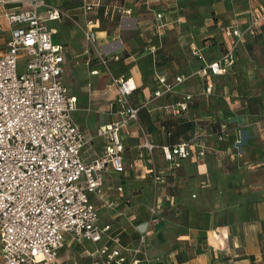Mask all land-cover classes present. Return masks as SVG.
<instances>
[{
    "label": "crops",
    "instance_id": "obj_1",
    "mask_svg": "<svg viewBox=\"0 0 264 264\" xmlns=\"http://www.w3.org/2000/svg\"><path fill=\"white\" fill-rule=\"evenodd\" d=\"M39 1L70 16L47 24L57 30L54 42L65 48L61 79L76 97L74 119L93 138L84 159L91 162L105 149L98 128L119 119L115 79L134 81L132 102L140 107L138 120L120 131L125 170L108 165L103 193L90 197L108 232L97 244L67 234L58 261L94 264L98 248H113L111 238L128 250L146 230L140 264H264V0ZM46 10L41 6L38 13L45 18ZM253 13L261 22L255 36L240 42L235 68L204 79L192 75L232 44L226 28L245 29ZM88 21L96 46L120 56L110 58L107 68L85 39L81 27ZM3 26L8 40L12 28ZM177 75L188 79L175 93H163L159 79ZM206 87L212 91L203 92ZM184 94L195 98L188 112L176 116L171 107ZM146 139L156 145L153 150L143 147ZM179 142L188 143L190 157L174 169L162 147ZM154 167L162 174L157 186ZM153 205L160 222L148 226Z\"/></svg>",
    "mask_w": 264,
    "mask_h": 264
},
{
    "label": "built area",
    "instance_id": "obj_2",
    "mask_svg": "<svg viewBox=\"0 0 264 264\" xmlns=\"http://www.w3.org/2000/svg\"><path fill=\"white\" fill-rule=\"evenodd\" d=\"M20 4L28 5L21 9ZM47 6V17L38 13ZM91 10V6H87ZM69 18L39 0H0V236L2 260L0 264H62L58 254L67 234L79 242L99 243L110 226L100 227L99 212L91 202L92 194L103 193L104 170L108 165L121 173L125 170V145L120 131L130 122L138 120L140 107L133 104L136 84L129 78H117L119 91V119L98 128L97 136L106 138L104 151L88 162L83 152L92 148V137H87L74 119L76 97L61 76L64 70V51L54 42L55 28L48 21ZM261 17L251 14L245 29L226 28L225 34L234 37L232 44L219 59L205 64L192 75L206 78L210 74L221 76L235 68L238 47L247 35L255 36ZM12 28L10 39H5L3 23ZM93 22L81 27L86 41L95 50L100 62L107 68L110 55L97 47ZM2 39V40H1ZM198 54L197 52H195ZM25 59L24 71L19 62ZM99 74V70H91ZM191 77V76H190ZM188 79L177 75L169 81L162 76L163 93H175ZM211 87L203 92L210 93ZM157 92V95H161ZM195 97L184 94L171 112L178 116L188 112ZM228 125L221 126L226 132ZM224 135L219 139L223 140ZM238 140L237 148H241ZM153 150L156 145L147 139L143 145ZM171 168L178 169L181 159L190 157L187 142L162 147ZM154 185L162 180L156 167L152 169ZM122 188L120 189V191ZM113 206V203H110ZM157 207L150 210L148 226L160 222ZM148 232L144 230L138 245L124 250L118 238L113 248L100 247L93 254L94 264H140V255L146 249Z\"/></svg>",
    "mask_w": 264,
    "mask_h": 264
},
{
    "label": "rangeland",
    "instance_id": "obj_3",
    "mask_svg": "<svg viewBox=\"0 0 264 264\" xmlns=\"http://www.w3.org/2000/svg\"><path fill=\"white\" fill-rule=\"evenodd\" d=\"M24 61H25V59H22V60H20V62H19V71H20V72L24 71V66H25Z\"/></svg>",
    "mask_w": 264,
    "mask_h": 264
}]
</instances>
